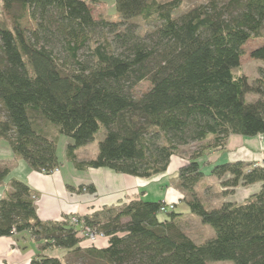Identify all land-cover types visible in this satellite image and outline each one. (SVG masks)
I'll return each mask as SVG.
<instances>
[{
    "label": "trees",
    "instance_id": "obj_1",
    "mask_svg": "<svg viewBox=\"0 0 264 264\" xmlns=\"http://www.w3.org/2000/svg\"><path fill=\"white\" fill-rule=\"evenodd\" d=\"M100 0H0V139L13 160L52 174L66 158L81 170L109 168L151 178L166 172L179 149L201 144L178 172L192 213L216 236L196 242L168 202L134 199L80 217L108 238L105 247L79 234L65 216L42 221L37 195L0 161V237L30 231L42 251L68 250V264H264V165L235 160L212 175L233 193L261 183L241 203L206 207L196 189L205 173L199 158L223 150L233 135L264 134V69L254 83L236 75L244 45L264 39V0H209L176 15L182 0H116L117 18H96ZM159 21L141 34L132 20ZM31 21L27 27L25 21ZM264 62V44L251 53ZM263 70V71H262ZM148 83L142 94L137 87ZM256 94L254 102L247 94ZM106 130L98 153L79 160L77 149ZM95 194L93 184L74 188ZM159 213H166L162 220ZM77 216V215H76ZM30 264H63L38 254Z\"/></svg>",
    "mask_w": 264,
    "mask_h": 264
},
{
    "label": "crops",
    "instance_id": "obj_2",
    "mask_svg": "<svg viewBox=\"0 0 264 264\" xmlns=\"http://www.w3.org/2000/svg\"><path fill=\"white\" fill-rule=\"evenodd\" d=\"M61 140L62 137L60 138ZM68 142L69 139L67 138L65 144L67 145ZM249 142H256V163L264 165V134L256 136L233 135L229 138L226 148L220 150V152H227V162L242 160L244 156L243 147ZM85 146L82 148H86ZM79 149L76 151L79 160L93 158L89 152L79 155ZM4 150V152L0 153V161L8 162L11 167L7 181L12 178H19L32 187L37 195L35 202L37 214L42 221H61L68 215H77L80 217L91 216L104 208L121 207L134 199L142 198L149 200L148 189L152 185H155V188L158 190L155 193V197H158L156 200L177 203L185 196L178 184L170 183V174L175 176L183 164L181 163L183 159L179 157H176V160L174 156L172 157L171 164L166 172L151 178H140L127 174L114 173L107 168L78 169L72 162L67 160L66 152L64 155L66 161L73 164L74 167L72 168L74 170L68 167L66 168L67 165L62 162L58 171L52 174H46L33 170L25 161L14 162L13 152L9 146L6 145ZM93 172H96L101 177V182H98L92 174ZM89 184H93L96 187L97 191L95 194L78 192L74 189L80 185ZM255 185L256 192H258L261 188V183L252 186ZM100 186L105 189V192H100ZM6 188L0 187V198L4 196ZM103 240L101 238L95 241L86 240L82 246H88L94 243L97 247H105L108 243L106 244ZM48 250H41L39 243L34 239L30 231L2 236L0 237V264H30L35 256L42 253L47 254ZM209 264L228 263L211 262Z\"/></svg>",
    "mask_w": 264,
    "mask_h": 264
},
{
    "label": "rangeland",
    "instance_id": "obj_3",
    "mask_svg": "<svg viewBox=\"0 0 264 264\" xmlns=\"http://www.w3.org/2000/svg\"><path fill=\"white\" fill-rule=\"evenodd\" d=\"M160 1H167V0H160ZM208 1L209 0H182V4L178 8L175 14L176 15L181 14L192 6H195L201 3H206ZM115 2L116 0H100L99 3L92 5L93 13L95 17L100 18V17H110L111 16L114 20H116L118 15L115 9L116 8ZM132 21L138 24L139 31L142 35L152 30L153 28H155L156 26L160 24L159 21L148 23L147 21L143 20L140 17L134 18ZM24 23L27 27L33 26V23L29 20L25 21ZM262 44H264L263 38L250 39L244 45V48H243L244 53L241 57L240 66L234 69V73L236 75H246L248 77L249 83L251 84L255 82L256 78L261 76L260 71L262 68L264 69V62L253 58L251 55L252 51L255 50L257 47L261 46ZM147 88H148V83L143 82L137 87L136 90L138 94H142L145 90H147ZM258 98L259 96L253 93L246 95V100L248 102H254ZM105 133H106V130L102 126L100 130L97 132V134L95 135L94 140L90 142L89 144H87V146L84 145L86 148H82L83 146L80 147L79 155H82L83 153L86 154L89 152L90 154H92L94 158L98 153L99 142L104 138ZM66 139L67 137L62 136V140L59 143V147H58L59 160L61 163L63 162L67 165L66 168L68 167L74 170L72 168L74 167L73 164L67 162L64 156L66 152V144H65ZM6 145L9 146L8 142L6 140L0 139V153L5 151L4 147ZM200 146L201 144H192L189 146L181 147L178 153L174 156V159L176 160V157H179L180 159H183L181 163H185L190 158V156L200 148ZM243 148H244V156L242 160L251 162V163H256V142H249ZM6 149L8 150L7 147ZM226 154L227 152H223V151L220 152V150H214V151H208L204 156L199 158V161L202 165V170L205 173V176L203 180L197 186L196 192L200 200L206 207L217 206L221 204L223 201H231V202L233 201L237 203L243 202L247 200L251 195L256 193V185L255 186H252V185L239 186L234 189L233 193H230V194L225 193V190H227L228 188H224L222 186L221 179H218L217 177L212 175V169L214 168L215 165L227 162ZM110 170L113 171L112 169ZM113 172L117 173L115 171ZM92 174L95 176L98 182L102 181L101 177L96 172H93ZM174 177H177V174L175 176L170 174V183L178 184L179 183L178 178H174ZM155 187H156L155 185H152L148 189L149 200H156L158 198V197H155L156 196L155 193L158 192V190ZM100 188H101L100 189L101 193L105 192V189H103L101 186ZM100 196L102 195L100 194ZM181 200H179L177 203L176 202H171V203H174L173 209L175 210V212L181 214L180 216L181 218L179 219V222H180L181 227L186 231V233L190 235L196 242H200V243L206 239L216 236V232L214 228L208 224H204L201 221L199 216L192 213L188 204L184 202V198ZM158 216L162 220L168 217L166 213H159ZM101 239H104L103 241H105L106 244L108 243L107 237H104ZM68 254H69L68 250H65V249L62 250L61 248H53L47 251V255L60 257L63 261V264H68L67 262ZM212 263L234 264L233 262H230V261H220V262H212Z\"/></svg>",
    "mask_w": 264,
    "mask_h": 264
},
{
    "label": "built area",
    "instance_id": "obj_4",
    "mask_svg": "<svg viewBox=\"0 0 264 264\" xmlns=\"http://www.w3.org/2000/svg\"><path fill=\"white\" fill-rule=\"evenodd\" d=\"M56 171H58V169L55 170L54 172ZM173 208H174V203H168L165 207L161 208V211L165 212ZM70 221L73 225H75L76 228H78L80 235L87 237L91 241H95L98 238L105 237L103 233L96 232L94 229L87 226L85 222L76 215L71 216Z\"/></svg>",
    "mask_w": 264,
    "mask_h": 264
}]
</instances>
